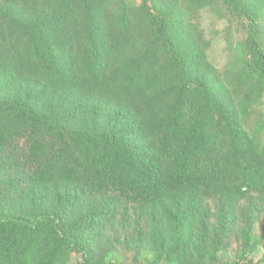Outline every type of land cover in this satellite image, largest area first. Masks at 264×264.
<instances>
[{
    "label": "trees",
    "instance_id": "1",
    "mask_svg": "<svg viewBox=\"0 0 264 264\" xmlns=\"http://www.w3.org/2000/svg\"><path fill=\"white\" fill-rule=\"evenodd\" d=\"M219 1L250 27L239 98L193 21ZM152 2L0 3V264L118 244L131 264H214L240 219L257 238L264 144L242 120L264 97V0Z\"/></svg>",
    "mask_w": 264,
    "mask_h": 264
},
{
    "label": "rangeland",
    "instance_id": "2",
    "mask_svg": "<svg viewBox=\"0 0 264 264\" xmlns=\"http://www.w3.org/2000/svg\"><path fill=\"white\" fill-rule=\"evenodd\" d=\"M124 1L134 5L136 8L149 7L153 9L152 0ZM0 3H3V0H0ZM193 21L202 32L201 35L204 41L208 42L206 51L209 62L220 72L236 98L244 96L247 87L243 86L240 88L241 92L238 93L237 87L233 84V79L243 66L241 57L249 37L250 27L248 22L224 1H219L214 6L200 11ZM257 36L264 50V33L259 32ZM242 121L246 131L264 144V97L257 105L251 108L249 114ZM245 203L246 201L241 203L242 207H245ZM207 205L209 210L215 214L217 204L210 202ZM238 227V232L232 237L230 242L226 243L217 252L218 261L214 264H264V215L255 225V236L257 238L247 248L243 245V235H241L244 230L242 219H240ZM115 233L116 229L109 233L112 239L110 243L116 242L117 238L115 236L117 234ZM104 250H107V246H105ZM135 255L136 252L118 244L115 251L110 253L109 256H104L101 251L96 254L93 258V264L105 262L131 264L135 262ZM139 258L140 263L146 264L154 258V253L151 250H145ZM81 259L80 255L70 253L67 257V263L77 264Z\"/></svg>",
    "mask_w": 264,
    "mask_h": 264
}]
</instances>
